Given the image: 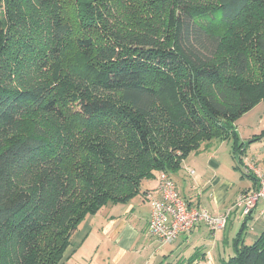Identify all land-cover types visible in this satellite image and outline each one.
<instances>
[{
  "label": "trees",
  "instance_id": "trees-1",
  "mask_svg": "<svg viewBox=\"0 0 264 264\" xmlns=\"http://www.w3.org/2000/svg\"><path fill=\"white\" fill-rule=\"evenodd\" d=\"M262 101L264 0H0V264H64L86 217L215 139L243 165ZM245 225L222 264H264Z\"/></svg>",
  "mask_w": 264,
  "mask_h": 264
},
{
  "label": "crops",
  "instance_id": "crops-1",
  "mask_svg": "<svg viewBox=\"0 0 264 264\" xmlns=\"http://www.w3.org/2000/svg\"><path fill=\"white\" fill-rule=\"evenodd\" d=\"M258 105V104H257ZM256 107V106H255ZM255 107L244 114L246 129H255ZM239 120V119H238ZM243 121V120H241ZM237 128V121H236ZM260 129V128H259ZM260 132L248 134L250 140ZM239 138L247 143L241 131ZM260 148L251 150L252 142L241 154L243 165L233 154L232 141L217 140L199 151L191 152L178 170L170 172L180 194L190 205L207 208L214 214L225 212L233 206L240 193L259 184L242 176L244 165L254 164L264 175V137L257 140ZM253 165V166H254ZM158 175L142 183L141 193L127 202L109 203L97 213L86 217L74 234L66 251L64 264H222L234 254L233 243L243 223H246L245 241L256 240L264 232V198H260L250 213L234 209L222 230H211L200 223L189 233H182L171 243H162L148 228L150 205L145 200L149 190L158 186Z\"/></svg>",
  "mask_w": 264,
  "mask_h": 264
},
{
  "label": "built area",
  "instance_id": "built-area-1",
  "mask_svg": "<svg viewBox=\"0 0 264 264\" xmlns=\"http://www.w3.org/2000/svg\"><path fill=\"white\" fill-rule=\"evenodd\" d=\"M246 169L255 172L260 187L243 191L233 206L225 212L214 214L207 208L190 205L180 194L174 178L166 171L158 175V186L145 195L150 205L148 228L151 234L162 243L174 242L180 234L189 233L200 223L207 224L211 230H222L228 223L231 212L238 208L248 214L256 206L260 198H264V177L252 164Z\"/></svg>",
  "mask_w": 264,
  "mask_h": 264
},
{
  "label": "rangeland",
  "instance_id": "rangeland-1",
  "mask_svg": "<svg viewBox=\"0 0 264 264\" xmlns=\"http://www.w3.org/2000/svg\"><path fill=\"white\" fill-rule=\"evenodd\" d=\"M254 112L257 114V117L256 118H251L250 117L249 120H250L251 123H252V121L255 122V120H256V125H254L255 129H252V128L246 129L245 128V125H244L243 122L245 120L244 118L247 117V116L243 117V119L239 118V120H237V129L239 131H241L242 136L245 137V138L248 136V134H245V132H250L251 131V134H253L255 132H260L261 127L264 128V101H262L258 105H256L253 113ZM241 120H243V121H241ZM243 131H245V132H243ZM246 140H248V138H246ZM260 143L261 142H259V141L252 142L253 146L251 147V150L254 152L256 149H259L260 146H261ZM252 165H254V164H252ZM254 167L258 168L260 170L261 174L263 175V172H262V170L259 167H256L255 165H254ZM263 177H264V175H263ZM259 187H260V185H259ZM259 187H257V188H259Z\"/></svg>",
  "mask_w": 264,
  "mask_h": 264
}]
</instances>
